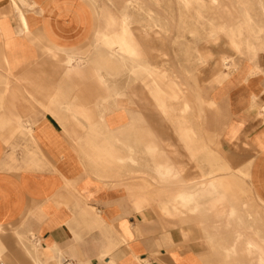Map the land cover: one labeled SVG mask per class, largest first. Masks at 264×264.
Wrapping results in <instances>:
<instances>
[{"label": "crops", "instance_id": "crops-1", "mask_svg": "<svg viewBox=\"0 0 264 264\" xmlns=\"http://www.w3.org/2000/svg\"><path fill=\"white\" fill-rule=\"evenodd\" d=\"M100 11L102 0H0V264H204L186 240L192 231L161 215L178 213L171 199L160 206L153 197L169 187L144 191L126 178L138 171L130 155L149 146L182 172L193 155L201 171V137L186 144L184 116L174 118V137L152 99L138 109L106 102L105 88L89 80L95 71L78 65L87 55L76 54L94 38L108 63L138 55L104 44L121 18L101 20ZM249 66L258 72L211 95L224 114L218 142L227 169L243 173L264 203V57ZM155 92L163 90L150 95L164 104Z\"/></svg>", "mask_w": 264, "mask_h": 264}, {"label": "rangeland", "instance_id": "rangeland-1", "mask_svg": "<svg viewBox=\"0 0 264 264\" xmlns=\"http://www.w3.org/2000/svg\"><path fill=\"white\" fill-rule=\"evenodd\" d=\"M102 1L105 12L96 13L97 18H121L119 28L104 36V44L138 57L108 63L93 38L76 54L87 55L77 62L95 71L90 82L105 88L106 102L112 105L125 100L138 109L142 101L152 99L155 114L159 109L169 115L174 137V118L184 116L187 145L195 133L201 137V171L193 170V155L183 158L188 169L182 172L167 165L165 156L153 155L155 149L149 146L130 155L134 162H121L138 169L126 178L140 181L144 191L169 187L170 196L161 191L153 197L160 206L171 199L170 210L178 213L161 215L192 231L186 240L202 253L204 264H264V203L243 173L227 169L218 142L224 114L211 95L237 74L258 72L249 62L257 66L264 57V0ZM113 18L106 25L112 26ZM98 73L105 83L97 80ZM152 89L163 90L154 95L163 94L164 104L151 97ZM144 132V127L138 128L139 135Z\"/></svg>", "mask_w": 264, "mask_h": 264}, {"label": "bare ground", "instance_id": "bare-ground-1", "mask_svg": "<svg viewBox=\"0 0 264 264\" xmlns=\"http://www.w3.org/2000/svg\"><path fill=\"white\" fill-rule=\"evenodd\" d=\"M124 23H125V22H124ZM121 24H122V23H121ZM120 27H121V26H120ZM122 27H123V25H122ZM120 44H121V43H120ZM125 44H126V42H125ZM107 45H109V44H107ZM123 45H124V44H123ZM123 45H122V46H123ZM125 47H126V46H125ZM125 47H124V48H125ZM120 51H121V50H120ZM122 51H124V50H122ZM254 71H255V70H254Z\"/></svg>", "mask_w": 264, "mask_h": 264}]
</instances>
